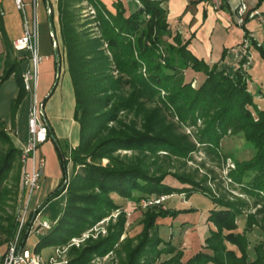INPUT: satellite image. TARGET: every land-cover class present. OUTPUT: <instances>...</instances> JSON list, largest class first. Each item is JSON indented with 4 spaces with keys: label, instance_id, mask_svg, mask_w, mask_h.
Returning <instances> with one entry per match:
<instances>
[{
    "label": "trees",
    "instance_id": "obj_1",
    "mask_svg": "<svg viewBox=\"0 0 264 264\" xmlns=\"http://www.w3.org/2000/svg\"><path fill=\"white\" fill-rule=\"evenodd\" d=\"M165 0H114L109 7L103 0H55L48 2L49 20L56 40V60L67 71L74 96L73 118L77 122L78 141L66 151L52 135L60 163L65 168L71 160L70 178L60 177L49 198L66 193L59 217L50 223L34 245L40 251L46 246L64 245L75 235L91 227L120 206L112 193L139 201L160 194L202 192L212 200L206 220L213 222L201 249L185 261L179 246L158 231L157 217H175L183 209L156 204L142 217L143 228L134 238L126 236L118 253L124 251L120 264H151L165 253H171V264H264V237L253 244L249 257L248 232L254 226L264 232V102L257 95L248 71L230 73L221 63L222 51L212 64L199 58L172 32ZM264 0H258L260 5ZM224 1L221 5L223 7ZM245 35L248 30L245 27ZM0 36L4 45V68L0 82L14 75L18 86L11 101V115L26 95L22 68L13 51L12 41L0 14ZM251 45L264 59V49L251 39ZM203 71L205 77L196 86L185 77V69ZM180 126L193 127L197 141L207 153L229 157L234 167L228 172L240 193L227 196L191 174L151 168L155 161L129 156L121 150L138 151L156 156L158 151L186 157L195 149L188 133ZM50 136V126L48 129ZM227 134H241L253 147L252 155L239 160L231 152L220 150V140ZM0 204L6 198L15 200L19 192L20 163L14 183L6 184L15 159L20 155L5 124L0 120ZM107 158L102 163V158ZM65 174V173H64ZM44 203L31 210L20 240ZM192 210V208H185ZM244 215L242 230L238 218ZM125 212L108 226L104 237L88 238L80 247L71 246L67 264H87L94 255L115 249L123 232ZM18 220L12 219L7 234L14 235ZM228 243L234 244L230 247ZM239 252V254L237 253Z\"/></svg>",
    "mask_w": 264,
    "mask_h": 264
},
{
    "label": "rangeland",
    "instance_id": "obj_2",
    "mask_svg": "<svg viewBox=\"0 0 264 264\" xmlns=\"http://www.w3.org/2000/svg\"><path fill=\"white\" fill-rule=\"evenodd\" d=\"M55 0H37L36 6V21H37V41L39 51L41 53H53L54 46H51L50 37L48 35L49 31V21L48 15L46 12V7L48 2L54 4ZM14 2V1H13ZM26 3L25 9L27 15L30 17L31 8H33V0H24ZM6 10V24L10 29H22V20H21V10L18 9L15 4L12 6H4ZM11 20V22H10ZM251 43V40H250ZM256 50L254 47L252 48ZM22 54L25 53L21 51ZM261 58L259 52L256 50V56L252 58L249 64V69L251 70V79L255 84L261 85L264 91V59L256 60ZM22 70L26 67V59L20 62ZM3 72V70H2ZM39 72H41V62L39 65ZM11 77H8L0 83V120L5 124L6 127H11L13 132H10L15 145L19 148L23 146L25 142V137L27 135V106L28 98H24L21 104L18 106L15 116L12 118L11 115V101H12V91L17 86L16 79L13 74ZM56 79V77H55ZM193 85H197L195 79H191ZM56 85V87H55ZM54 86V90L51 95L46 98L45 102V112L48 120L53 118L60 122L61 124L65 121L67 130L69 129L70 121L67 118L66 113L71 111L73 115V98L71 91V84L69 80V75L64 67L59 71V78ZM18 90V86H17ZM72 108V110H71ZM64 124V123H63ZM65 130V133L67 132ZM178 131L181 133H188V139L195 144V149L190 151L189 155L186 157L178 156L174 154H165V151H158L159 153L156 156H152L149 153L143 155V153L138 151L131 150H121V154L124 152L129 156H134L138 154L148 163L150 161H155L152 163L151 168L160 167L162 170H170L179 173H188L193 175L198 180H203V183L211 187L215 192L224 193L227 196L237 195L241 197H246L244 193H240L238 186L233 183L228 175V172L231 168L234 167V162L229 157L220 156L217 157L213 153H207L205 148L197 141L194 133L193 127L180 126ZM60 146L66 151L65 158H67V149L65 147L66 140H69L68 136H57ZM53 151L55 157L58 160V163L52 164L49 160L48 153L44 150L42 151L40 147V152L45 158L44 171H47L50 168L55 170L56 166H60L61 176L66 175L65 180L70 178L74 165L71 160L66 162L65 168L62 167L60 163L58 149L53 141ZM1 150L6 148V145L0 146ZM220 150L222 152H231L239 160L249 158L253 153V147L251 144L246 141V139L241 134H227L223 136L220 140ZM107 158H102V163L107 162ZM19 156L15 159L13 167L11 169L9 178L6 181V184L11 186L13 185L14 175L19 168ZM47 173V172H46ZM45 173V174H46ZM49 173V172H48ZM65 173V174H64ZM47 175V176H46ZM41 178V187L38 190H35L32 193L30 202L28 203V211L35 209L40 206L42 203L44 205L40 209V212L36 219L34 220V227L31 228L30 232L27 234L26 245L33 251L34 245L37 240L40 238L43 233L42 230H35L37 224L42 219L47 220L52 223L56 220L59 215L62 213L65 202H66V193L63 192L60 195L49 198L48 194L58 183V180L54 178H49L51 173L46 174ZM20 178V177H19ZM50 179H53L50 181ZM165 195L164 199L160 203H144L145 198H141L139 201H133L132 199H125L118 196L115 193H112V196L120 204L119 207L113 209L111 213L97 222H95L91 227L83 230L79 235H75L69 239V241L61 245L64 247L63 251L56 255L54 261H49L50 254H53V246H46L41 249L43 255L44 264H67L71 258L70 248L71 246L80 247L84 242L92 237L97 238L98 236L104 237L108 233V226L112 225L116 220L120 212H125V220L123 232L119 235L118 243H115V249L108 251L103 255H94L87 264H120L121 257H125V252L122 251L118 253L116 249H119L120 242L124 240L126 236L134 238V236L139 233L143 228L142 217L143 212L151 205L156 204L158 208L172 207L183 209V211L178 212L175 217H157L156 222L158 224V231L165 239H170L172 243L179 246L182 249L183 245H186L190 248L198 246V250L201 249L202 242L204 238L209 234L210 229L215 228V225L211 221L206 220L207 209L212 205L211 198L203 194L202 192H193L190 195H185L183 193H173V194H160ZM159 195V196H160ZM22 199H20V193L18 192L16 200L11 198H6L5 201L0 204V249H4L10 237L7 234L8 226L11 220L16 219L19 213V209L22 205ZM185 208H192V210H187ZM245 216L241 215L238 218V227L236 230L240 231V225L242 220L244 221ZM241 223V224H240ZM248 237L250 239L249 243V257L253 255V244L261 240L264 237V232L257 226L248 232ZM137 242V238H134L132 245ZM229 246L235 247L234 244L228 243ZM252 245V246H251ZM193 246V247H192ZM196 250V251H198ZM183 251V249H182ZM194 251V253L196 252ZM193 253V254H194ZM239 254V252H237ZM184 254V252H183ZM181 256V261L183 258ZM171 256V253L162 254L157 258L156 261L151 264H171L166 260Z\"/></svg>",
    "mask_w": 264,
    "mask_h": 264
},
{
    "label": "crops",
    "instance_id": "obj_3",
    "mask_svg": "<svg viewBox=\"0 0 264 264\" xmlns=\"http://www.w3.org/2000/svg\"><path fill=\"white\" fill-rule=\"evenodd\" d=\"M103 1L109 7H111V4L114 0H103ZM240 1H244L249 8H257L260 11H264V1H262V3L258 5V0H224L223 7H219V8L212 7L210 0H165L164 4L167 7V19L172 32H178L183 41L188 40V47L199 58H203L207 63L212 64L213 62L218 61L220 59L222 51L226 49L225 57L221 61L222 65L230 73L234 72L238 68L245 72L248 71L249 75L251 76V72H250L251 70L248 67L249 64H251L250 61L252 60V58L256 56V50L252 49L253 46L251 45L250 40L251 39L255 40L257 44L261 45L264 49V21H258L255 18L247 17L245 18L244 22L239 23L237 21L234 10ZM122 2L124 3L125 7H128L129 0H122ZM12 4H14L13 0H0V10L2 11L1 15L3 17V26L6 30L9 39L12 41L13 44V40L21 35L22 29L20 24V28L17 27V29L9 30L6 24L5 21L6 10L4 6H12ZM33 12H34V8H31L30 11L31 16L33 15ZM21 20H22V16H21ZM245 27L248 30V35H245V29H244ZM50 42H51V38H50ZM51 46H52V42H51ZM13 48H14L13 49L14 54L18 58L24 56V53L22 54L21 52L24 50L20 48H16L14 46ZM37 48L39 51L38 41H37ZM39 53L42 55V60H41V72H40L38 89L40 96L44 99V112H45L46 98H48L51 95L54 88L56 87V85L55 87L52 86L56 77V63H55L56 56H55V52L41 53L39 51ZM4 55H5L4 45L0 36V74L2 73V70L4 68ZM259 59L262 60V58L256 57V60ZM11 76L12 75H10L9 77ZM185 77L186 79H190V80L193 78L195 79L196 83H199L203 80L205 74L203 71H195L191 67H187L185 69ZM250 80L252 84H254L251 77ZM259 86L261 85H257L255 88ZM70 89L72 91V87ZM16 94H17V86L15 87V89H13L11 97L12 98L15 97ZM72 95H73V91H72ZM24 98H28V95L26 94ZM72 98L74 101V96H72ZM257 99L258 101L264 102L263 88L261 91H259V94L257 95ZM66 116L67 118H69L70 121V125L69 124L67 125V127L69 126L68 130L66 128L65 121L63 122L64 124L63 123L61 124L60 122L56 121L54 118L52 120H48L45 112V117L50 126L51 133L49 138L45 142H43L40 147L42 151L45 150L48 153L49 160L52 164L58 163V160L55 157L53 151V144L51 143V141H53L52 135H54L56 138H58L57 137L58 135L68 136L69 140H66L65 142L66 149H69V147L74 146L78 141L77 122L74 120L73 115H71V111L67 112ZM65 130H67L66 133ZM12 131H9V133ZM46 169H47L46 171L47 173L43 171L42 177L45 176L46 174L51 173L52 175H50L49 178L55 177L54 181L56 179L59 181L61 176V170L59 165L56 166L55 170H52V168L48 170V167ZM52 180L53 179H50V181ZM241 222L242 224L240 223L241 224L240 230H242L244 221L242 220ZM198 248H199L198 246H194L193 248H190L186 245H183L182 249L184 254L182 260L188 258L190 255L194 253V251L198 250Z\"/></svg>",
    "mask_w": 264,
    "mask_h": 264
},
{
    "label": "built area",
    "instance_id": "obj_4",
    "mask_svg": "<svg viewBox=\"0 0 264 264\" xmlns=\"http://www.w3.org/2000/svg\"><path fill=\"white\" fill-rule=\"evenodd\" d=\"M15 6L21 10L22 14V33L13 40V46L24 50V58L26 59V67L22 71L23 85L29 98L27 109V136L23 146L20 148V180L19 193L22 199V205L17 215L18 225L14 235L10 238L7 246L0 250V264H44L43 255L40 251H31L26 245V238L20 240L22 230L27 222L30 211H28V203L30 202L32 193L41 187V177L44 171L45 158L39 152L40 146L49 138V124L44 112V99L39 94V65L42 55L37 48V21L36 6L37 0H33L34 12L31 17L26 13V3L24 0H13ZM224 0H210L212 7H221ZM51 8L47 5L46 12H50ZM235 15L239 23L244 22L245 18H255L258 21H264V11L257 8H249L244 1H240L235 7ZM2 11L0 10V14ZM48 34L51 38L53 46H56V40L52 29ZM8 131H12L10 127ZM13 132V131H12ZM165 195L153 198H145L144 203H160ZM39 212L30 220L27 227V234ZM50 226V222L42 219L38 222L35 230H46ZM61 245L53 246L49 261H54L56 255L63 251Z\"/></svg>",
    "mask_w": 264,
    "mask_h": 264
},
{
    "label": "water",
    "instance_id": "obj_5",
    "mask_svg": "<svg viewBox=\"0 0 264 264\" xmlns=\"http://www.w3.org/2000/svg\"><path fill=\"white\" fill-rule=\"evenodd\" d=\"M48 6H49V4H48ZM49 13L50 12H48L47 15H48V21H49V29H51L50 20H49ZM54 48H55L54 52H55V56H56V46H54ZM59 71H60V65H59V63H56V79H55V83H56V81L58 79Z\"/></svg>",
    "mask_w": 264,
    "mask_h": 264
}]
</instances>
